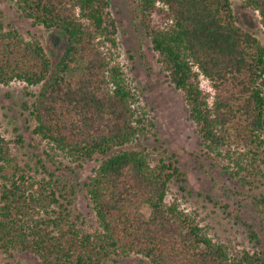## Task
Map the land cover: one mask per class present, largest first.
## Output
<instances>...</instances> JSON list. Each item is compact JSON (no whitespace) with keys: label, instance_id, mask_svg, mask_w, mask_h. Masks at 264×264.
Returning <instances> with one entry per match:
<instances>
[{"label":"trees","instance_id":"16d2710c","mask_svg":"<svg viewBox=\"0 0 264 264\" xmlns=\"http://www.w3.org/2000/svg\"><path fill=\"white\" fill-rule=\"evenodd\" d=\"M264 31V0H241ZM20 19L54 32L55 61L37 39L0 25V85L21 82L30 94L31 133L78 168L101 157L91 175L71 183L48 173L18 175L0 134V252H27L40 264H105L140 256L151 264H264V250L231 254L175 203L172 179L184 182L175 155L155 162L144 149L152 124L118 61L110 0H9ZM133 24L143 33L165 82L182 94L201 157L221 161L236 184L222 195L248 207L264 235V194L249 181L264 155V48L238 25L230 0H134ZM205 82L209 90L202 87ZM28 95V94H27ZM203 160V161H204ZM14 167L10 175L5 167ZM245 187V189H241ZM81 192L98 230L85 232L71 208ZM209 198V196H207ZM149 211L145 216L142 208ZM249 242L253 225L243 221Z\"/></svg>","mask_w":264,"mask_h":264},{"label":"rangeland","instance_id":"374dc122","mask_svg":"<svg viewBox=\"0 0 264 264\" xmlns=\"http://www.w3.org/2000/svg\"><path fill=\"white\" fill-rule=\"evenodd\" d=\"M230 3L238 25L251 32L264 48V31L256 13L243 9L241 0H230ZM134 7V0H110L109 10L117 27L118 61L136 95L137 107H145L152 126L144 139L125 148L144 149L154 162L158 159L165 160L174 154L176 166L184 174V182L171 180L166 192V203H175L190 214L209 237L224 244L231 254L242 250H264V235L257 227L255 215L250 208L239 207L236 199L222 195L221 187H233L236 184L220 174L221 161L213 158L205 161L201 157L203 167H200L193 158L192 154L200 155V152L193 125L187 119L182 94L165 82L148 41L137 25L133 24ZM0 25L4 28L15 27L24 39L39 40L51 61H55L61 52V48L55 49L52 43L54 32L33 27L28 20L20 19L9 0H0ZM202 87L209 90L205 82H202ZM37 89L21 82L0 85V134L9 142L11 165L19 169L18 175L23 170L24 175L30 176L34 181L43 177L48 179V173H51L54 179L81 183L91 175L101 157L97 156L78 168L70 159L51 150L44 141L31 133L33 122L21 104L25 102L29 106L32 102L31 95ZM262 137L264 140V130ZM13 168L5 167L4 171L10 175ZM248 179L255 186V193L264 194V155L262 162L252 170ZM241 189L244 190L245 187ZM71 208L81 214L82 229L85 232L98 230L94 212L81 192L76 195ZM142 212L145 216L149 213L146 207L142 208ZM243 221L253 225L258 244L249 242ZM5 261L6 258L0 252V264ZM8 261L11 264H40L31 254L17 251L12 252V259ZM105 264L151 263L140 256L129 255Z\"/></svg>","mask_w":264,"mask_h":264}]
</instances>
